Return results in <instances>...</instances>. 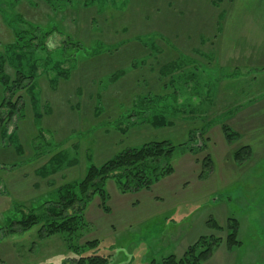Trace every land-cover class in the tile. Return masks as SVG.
I'll use <instances>...</instances> for the list:
<instances>
[{"label":"rangeland","instance_id":"obj_1","mask_svg":"<svg viewBox=\"0 0 264 264\" xmlns=\"http://www.w3.org/2000/svg\"><path fill=\"white\" fill-rule=\"evenodd\" d=\"M14 1L0 6V58L13 79L17 60L5 56L18 42L19 23L54 31L43 39L52 47L47 53L70 51L63 45L70 38L83 48L64 57L60 76L55 64L40 67L36 102L27 81L12 98H21L23 108L5 121L15 131L11 143L0 133V224L31 208L44 212L42 202L55 198L59 186L126 146L196 136L194 150L178 146L172 174L150 189L122 193L115 178L107 180L109 210L98 195L84 210L80 244L97 239L95 246L75 252L65 235L40 238L39 224L0 240V264H70L80 252L106 264L160 262L180 257L201 235L225 237L207 226L209 216L222 227L236 217L242 244L230 251L222 243L203 264H264V0H57L56 8L45 0ZM3 96L0 86V102ZM151 97L165 104L173 123L145 120ZM37 111L44 113L43 137ZM223 122L239 132L231 143ZM243 145L253 154L239 163L233 152Z\"/></svg>","mask_w":264,"mask_h":264},{"label":"trees","instance_id":"obj_2","mask_svg":"<svg viewBox=\"0 0 264 264\" xmlns=\"http://www.w3.org/2000/svg\"><path fill=\"white\" fill-rule=\"evenodd\" d=\"M3 1L5 0H0V6L3 4ZM17 1L20 0H15L14 2ZM55 1L57 0H45L51 8L57 7ZM60 1L65 4L68 2V0ZM26 25L27 26L19 23L18 27L20 29L16 33V41L18 42L9 46L8 56H5L17 60V74L14 79L3 68L6 59L0 58V86H2L5 93L8 94V97L3 96L0 102V133L2 138L8 135L10 143L15 131L13 130V132L11 131V133H9L5 128V121L8 120V118L20 117L23 108V106L20 107L19 105L21 98H19V100L15 99V101L12 100L17 89L24 86V83L27 81L29 90L31 93L35 94L33 96L30 95V99L36 102L35 99L37 100L38 96L35 92L33 81L41 75L39 72L40 67L45 63L55 64L52 68L54 72L60 76L62 70L58 66L61 67L63 59L67 56V60L69 57L73 58L81 53V48H83L79 41H74L70 38L63 44H70V51L61 50L57 53L55 52V54L47 53L50 52V48L52 47L49 41L43 43V39L49 32L54 33V31L43 30L38 25L32 23H27ZM19 32H22L24 36ZM25 33H28V35H25ZM63 48H65V46ZM42 52L44 53L43 57H41ZM38 54H40V57ZM50 54H52V56H50ZM39 58H41L43 62H40L41 59ZM25 62L28 64L26 68L27 71L23 69ZM123 74V71H120L118 74L113 73L114 76H112V80L118 79V77ZM32 90H34L35 93ZM154 99H156L155 102H153ZM158 101L159 97H151V99L148 100L149 105H145L144 108L149 107L150 104L153 108L148 116H146L145 120H148L156 127L173 123V120H170L169 117V115H172L170 110H162V105L164 106L165 104H160ZM170 108L173 107L170 106ZM141 110L139 109L138 112ZM43 114L42 111H37L34 114L35 124L38 127V134L40 133L39 136L42 137L43 133L39 120L42 119ZM221 129L227 142L231 143L239 136V132L235 131L226 122L221 124ZM202 131L201 135L203 134ZM194 134V131H190L188 139L179 144L164 139L147 141L138 146H126L100 164L91 162V164L87 166L84 176L81 179L70 181L59 186L54 192L55 198L42 202L41 208L44 209V212L36 213L35 209L31 208L29 212H22L21 216L16 214L14 218L9 217L8 221L0 224V240L10 232H22L42 224L38 233L40 238H48L59 234L65 235L68 248L75 252H79L84 247L95 246L98 243L97 239L80 244V240L83 236L82 234L87 230L84 210L87 203L91 201L95 195H98L100 198L101 208L104 211L109 210L107 206V201L109 199V194L106 190L107 180L115 178L122 193H135L144 189H150L154 183L172 174L174 169L171 164V159L178 146L184 149L188 147L190 151L194 150L192 147L193 145H189L196 136ZM19 148H21V145L17 144V149ZM252 154V148L249 145H243L233 152V159L242 163L244 160L249 159ZM87 158L88 161H90V155H88ZM59 159L60 158L56 156V158L52 160V164L53 162H58ZM73 161L77 162V159H73ZM207 161H210L209 156L206 157V161L204 162V165L209 166L210 163ZM17 209L20 211V209L16 207V210ZM206 224L210 229L225 231V237L214 234L201 235L185 249L180 257H177L175 254H170L160 262L153 260L151 264H203L213 256L215 250L222 243H225L227 249L230 251L242 244L240 239H238L240 223L236 217L228 216L225 225L222 227L218 224L216 219L209 216L206 220ZM73 259H75V261L70 264H106L105 258L98 255L87 257L83 252L78 253V257Z\"/></svg>","mask_w":264,"mask_h":264},{"label":"crops","instance_id":"obj_3","mask_svg":"<svg viewBox=\"0 0 264 264\" xmlns=\"http://www.w3.org/2000/svg\"><path fill=\"white\" fill-rule=\"evenodd\" d=\"M200 233H202V232H200ZM200 235V234H199ZM196 236H198V235H196Z\"/></svg>","mask_w":264,"mask_h":264}]
</instances>
